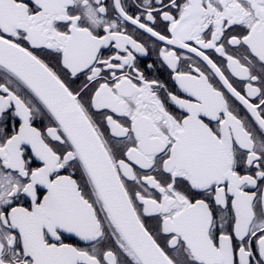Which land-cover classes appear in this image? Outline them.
Returning a JSON list of instances; mask_svg holds the SVG:
<instances>
[{
  "label": "snow or ice",
  "instance_id": "obj_1",
  "mask_svg": "<svg viewBox=\"0 0 264 264\" xmlns=\"http://www.w3.org/2000/svg\"><path fill=\"white\" fill-rule=\"evenodd\" d=\"M0 264H264V0H0Z\"/></svg>",
  "mask_w": 264,
  "mask_h": 264
}]
</instances>
